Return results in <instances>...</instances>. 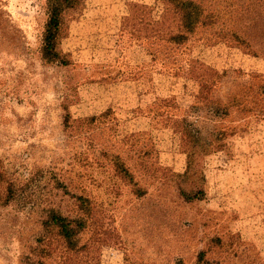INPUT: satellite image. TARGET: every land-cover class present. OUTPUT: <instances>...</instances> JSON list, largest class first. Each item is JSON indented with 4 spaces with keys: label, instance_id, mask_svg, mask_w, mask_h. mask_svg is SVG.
I'll return each instance as SVG.
<instances>
[{
    "label": "rangeland",
    "instance_id": "374dc122",
    "mask_svg": "<svg viewBox=\"0 0 264 264\" xmlns=\"http://www.w3.org/2000/svg\"><path fill=\"white\" fill-rule=\"evenodd\" d=\"M203 7L175 43L166 0H80L62 66L41 58L46 0H0V172L17 191L0 264H264V0ZM77 196L81 248L38 243L46 210L81 215Z\"/></svg>",
    "mask_w": 264,
    "mask_h": 264
},
{
    "label": "trees",
    "instance_id": "16d2710c",
    "mask_svg": "<svg viewBox=\"0 0 264 264\" xmlns=\"http://www.w3.org/2000/svg\"><path fill=\"white\" fill-rule=\"evenodd\" d=\"M175 10V13L180 20V29L182 33L171 36L175 42H181L186 38L187 33H192L197 27L205 24L211 19V16L205 14L203 0H166ZM242 1V0H240ZM80 0H46L47 20L45 23L44 32L41 41V58L47 64H56L66 66L68 61L65 56L58 50L59 41L63 38L65 32L64 14L74 10L79 5ZM120 169L129 176L128 173L121 167ZM5 184L4 194L0 193V204L8 205L15 199L16 189L14 184L8 182L0 172V185ZM180 196L185 202H193L201 200L203 192L201 190L194 192L180 191ZM17 197V196H16ZM77 207L81 215L75 218L63 216L56 209H48L45 211L44 218L41 221V230L44 235L37 240L42 243L54 231L64 242L67 249L70 251H78L79 235L86 227L85 217L88 215V200L84 197H75ZM40 254L44 253L41 248ZM34 264H44L38 260Z\"/></svg>",
    "mask_w": 264,
    "mask_h": 264
}]
</instances>
